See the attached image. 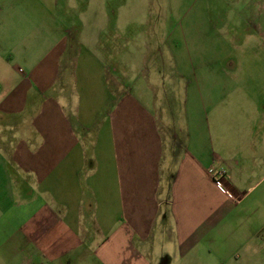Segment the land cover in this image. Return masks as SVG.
Here are the masks:
<instances>
[{"label": "crops", "instance_id": "obj_1", "mask_svg": "<svg viewBox=\"0 0 264 264\" xmlns=\"http://www.w3.org/2000/svg\"><path fill=\"white\" fill-rule=\"evenodd\" d=\"M54 15L0 5L1 258L264 264V85L194 79L187 62L178 115L155 46L137 62L125 37L121 61V29Z\"/></svg>", "mask_w": 264, "mask_h": 264}, {"label": "rangeland", "instance_id": "obj_2", "mask_svg": "<svg viewBox=\"0 0 264 264\" xmlns=\"http://www.w3.org/2000/svg\"><path fill=\"white\" fill-rule=\"evenodd\" d=\"M0 5L3 11L14 13L17 18L25 15L41 18L55 12L57 16L76 19L79 28L106 27L107 36L110 30L121 29L123 39L118 56L121 61L127 56L131 61L134 53L133 50L131 56L127 54L129 46L125 37L139 41L137 62L140 45L155 46L160 52H157L160 72L165 77L161 89L162 100L165 95L164 109L178 115L185 95V85L180 79L191 77L184 69L187 62L193 67L194 79L264 85V0H10ZM92 19L94 25H90ZM105 58L110 60L111 55ZM118 68L120 76L132 69ZM124 69L128 71L123 72ZM138 69L133 68L130 75L136 77ZM221 71L227 74L226 79ZM124 85L130 86L126 78ZM160 108L163 109L161 104ZM0 264H18V261L0 256Z\"/></svg>", "mask_w": 264, "mask_h": 264}, {"label": "built area", "instance_id": "obj_3", "mask_svg": "<svg viewBox=\"0 0 264 264\" xmlns=\"http://www.w3.org/2000/svg\"><path fill=\"white\" fill-rule=\"evenodd\" d=\"M210 177L212 182L220 189L225 190V182L228 180L227 172L220 169H214L210 171Z\"/></svg>", "mask_w": 264, "mask_h": 264}]
</instances>
